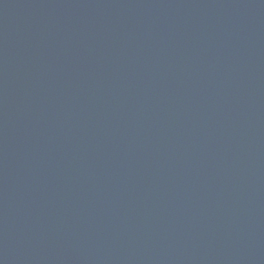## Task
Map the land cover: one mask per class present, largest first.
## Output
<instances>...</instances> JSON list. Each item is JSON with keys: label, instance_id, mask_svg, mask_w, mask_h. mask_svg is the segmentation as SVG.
Returning a JSON list of instances; mask_svg holds the SVG:
<instances>
[{"label": "water", "instance_id": "1", "mask_svg": "<svg viewBox=\"0 0 264 264\" xmlns=\"http://www.w3.org/2000/svg\"><path fill=\"white\" fill-rule=\"evenodd\" d=\"M0 264H264V0H0Z\"/></svg>", "mask_w": 264, "mask_h": 264}]
</instances>
